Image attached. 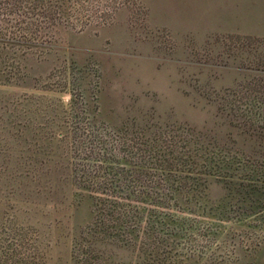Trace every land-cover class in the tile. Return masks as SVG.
Here are the masks:
<instances>
[{"label":"rangeland","instance_id":"374dc122","mask_svg":"<svg viewBox=\"0 0 264 264\" xmlns=\"http://www.w3.org/2000/svg\"><path fill=\"white\" fill-rule=\"evenodd\" d=\"M252 124L264 0H0V264H264Z\"/></svg>","mask_w":264,"mask_h":264},{"label":"trees","instance_id":"16d2710c","mask_svg":"<svg viewBox=\"0 0 264 264\" xmlns=\"http://www.w3.org/2000/svg\"><path fill=\"white\" fill-rule=\"evenodd\" d=\"M244 132V134L246 135L245 139H249L250 141L249 148L251 149L249 153L252 155L258 153V167L264 169V124L259 126L258 128L256 126H253L252 124L250 127H247ZM227 177L232 178L233 174H230ZM245 178L247 179V177ZM260 182L261 185H264V179H261Z\"/></svg>","mask_w":264,"mask_h":264}]
</instances>
